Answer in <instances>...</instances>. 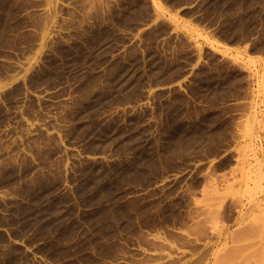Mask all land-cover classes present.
<instances>
[{"label": "rangeland", "instance_id": "374dc122", "mask_svg": "<svg viewBox=\"0 0 264 264\" xmlns=\"http://www.w3.org/2000/svg\"><path fill=\"white\" fill-rule=\"evenodd\" d=\"M264 0H0V264H264Z\"/></svg>", "mask_w": 264, "mask_h": 264}, {"label": "bare ground", "instance_id": "6f19581e", "mask_svg": "<svg viewBox=\"0 0 264 264\" xmlns=\"http://www.w3.org/2000/svg\"><path fill=\"white\" fill-rule=\"evenodd\" d=\"M264 209V208H263Z\"/></svg>", "mask_w": 264, "mask_h": 264}]
</instances>
